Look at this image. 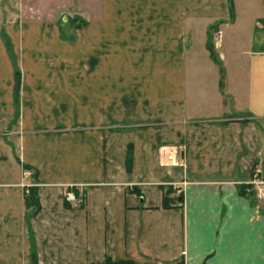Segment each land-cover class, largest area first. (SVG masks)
<instances>
[{
	"label": "crops",
	"instance_id": "crops-1",
	"mask_svg": "<svg viewBox=\"0 0 264 264\" xmlns=\"http://www.w3.org/2000/svg\"><path fill=\"white\" fill-rule=\"evenodd\" d=\"M44 1L0 22V264H264V0H78L79 73Z\"/></svg>",
	"mask_w": 264,
	"mask_h": 264
},
{
	"label": "rangeland",
	"instance_id": "rangeland-1",
	"mask_svg": "<svg viewBox=\"0 0 264 264\" xmlns=\"http://www.w3.org/2000/svg\"><path fill=\"white\" fill-rule=\"evenodd\" d=\"M47 2L44 0H0V22L6 23L8 25H24V26H32L38 24L39 21H47L50 16L47 18L39 17L38 13L40 12H48L50 13L52 8L50 7V11L47 8ZM253 5V3H252ZM230 8V6H229ZM56 17L53 18L55 20V25L61 31L60 34L57 35L61 39V42H65L66 46L57 48V57H66L71 59V64L66 68L70 67L72 73H79V60L81 57H94L95 48L93 44H88V52L86 51V46H84L81 41L86 36L88 39H95L96 34H82L80 30V8L79 1L73 0L71 5L65 7L63 0H56ZM217 25H212L211 30V40L217 41L219 44L222 41V36L224 41L232 42L231 36H234V32L230 28L221 27V34L218 31L217 34ZM240 29V27H239ZM238 29V32H239ZM84 36V37H83ZM153 43V42H152ZM218 46V45H217ZM152 51L148 50L147 53ZM155 51V50H154ZM23 185L27 186L33 183L32 173L33 170L29 168H25L23 166ZM70 186H79V184L75 183H67L63 185V196L66 191H68Z\"/></svg>",
	"mask_w": 264,
	"mask_h": 264
},
{
	"label": "trees",
	"instance_id": "trees-1",
	"mask_svg": "<svg viewBox=\"0 0 264 264\" xmlns=\"http://www.w3.org/2000/svg\"><path fill=\"white\" fill-rule=\"evenodd\" d=\"M207 48L210 52L211 57H213L215 60H217L216 54L214 52L213 49V45L210 43L209 40H207ZM125 164L126 167L129 168L130 164H131V146L129 145L127 147V152H126V159H125ZM25 168H29L28 166L24 165ZM30 169V168H29ZM75 194H77V192L75 190H73ZM172 191V189L170 187H166V189L163 191V196H162V206L163 207H168L170 202L172 201L171 197H169V193ZM35 187L34 186H30L28 193H26L25 195V206L31 208L36 206L35 205ZM64 199V203H67V200Z\"/></svg>",
	"mask_w": 264,
	"mask_h": 264
},
{
	"label": "built area",
	"instance_id": "built-area-1",
	"mask_svg": "<svg viewBox=\"0 0 264 264\" xmlns=\"http://www.w3.org/2000/svg\"><path fill=\"white\" fill-rule=\"evenodd\" d=\"M259 173H261L260 168L253 169V175L251 177V180H248V184L249 183L254 184L257 188L258 195L261 197H264V178L258 176ZM31 185L32 184L25 186L26 187L25 193H28V188ZM72 187L73 186H70L69 188H72ZM64 198L67 201H72L74 203V205H79V202L81 201V199L79 197H77L76 194L74 193V191L71 189H68V191L65 192Z\"/></svg>",
	"mask_w": 264,
	"mask_h": 264
}]
</instances>
